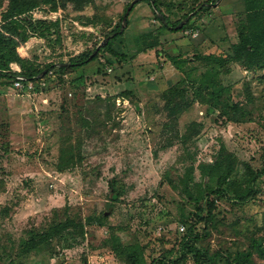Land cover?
<instances>
[{
	"label": "rangeland",
	"instance_id": "rangeland-1",
	"mask_svg": "<svg viewBox=\"0 0 264 264\" xmlns=\"http://www.w3.org/2000/svg\"><path fill=\"white\" fill-rule=\"evenodd\" d=\"M129 1L94 0L83 10L72 5L57 11L39 6L28 19L56 24L49 29L29 27L33 37L11 55V68L21 71L17 61L23 58L38 67L58 65L92 50L106 31L122 25L120 18ZM161 1L164 13L175 22L208 0ZM227 1L237 4L234 14L242 13L243 0ZM228 2L219 6V12H232L233 4ZM7 4L8 0H0V22ZM130 20L125 34L114 43L122 57L105 54L71 74L53 70L45 86L30 92L1 79L0 264H128L111 247L110 225L119 226L124 242H141L142 262L149 263L170 249L172 256L177 255L183 236L178 227L184 218L205 232L199 246L219 258H232L254 240L264 244V176L255 185V196L243 202L219 201L214 220L207 224L196 221L193 202L183 193L188 174L195 179L190 187L207 183L221 146L235 153L239 162L247 161L254 169L264 167V68L234 65L222 74L221 81L231 86L230 98L243 103L251 119L227 121L219 111H208L207 105L196 101L164 52L160 57L155 50L133 56L138 33L160 26L146 0L136 5ZM195 31L194 22L184 31H165V52L178 54L181 45L199 39L191 37ZM80 76L83 82L78 81ZM174 82L178 84L172 90L185 91L192 106L168 118L159 95ZM131 88L138 95L137 107L133 99L114 98ZM187 129L189 138L182 142L177 135ZM70 146L82 161L60 171L61 151ZM111 180L120 193L117 201L111 199ZM103 212L104 225L86 224L84 235L66 231L27 255L20 253L31 231H45L69 217L83 222L88 216L102 218ZM254 261L264 264L257 253ZM183 264L199 263L188 255Z\"/></svg>",
	"mask_w": 264,
	"mask_h": 264
},
{
	"label": "trees",
	"instance_id": "trees-1",
	"mask_svg": "<svg viewBox=\"0 0 264 264\" xmlns=\"http://www.w3.org/2000/svg\"><path fill=\"white\" fill-rule=\"evenodd\" d=\"M93 1L8 0V4L2 11L0 22V81L6 78L10 81L12 80L14 84L17 76H23L35 82V90H37L42 88V82L45 85L47 84L46 79L53 70L60 72V74H71L96 61L102 55L109 54L110 56L122 57L123 54L118 53L114 49V43L125 34L127 28L123 32H119L121 28L119 23L116 27L105 32L103 39L111 33H116V35L104 46L100 47L94 55L93 52L100 43L92 50L71 56L67 61H59V65L49 63L43 67H38L33 62H30L29 59L23 58L17 61L22 69L21 71H14L11 68V63L13 62L11 55H15L17 48L21 44H25L30 37H33V34L29 32V27L35 29L36 26L49 29L51 24H56L49 22V20L32 22L28 19V14L31 11L43 4L49 5L52 11L66 8L68 5H72L78 10H83L92 4ZM131 1L133 0H130L124 6L120 18L121 22ZM141 1L143 0L137 1L131 9L127 27L131 23V12ZM146 1L151 7L155 19L159 21L160 26H158L157 31L149 30L138 33L135 44L136 53L133 56H138L149 50H155L156 56L160 57L164 52L165 59L171 63L176 72L182 75L188 88L192 90L196 101L207 105L208 111H219V114L227 121L241 122L251 120L249 112L244 108L243 103L234 102L230 98L231 86L224 84L220 77L222 74L228 73L234 65H240L246 70L264 68V0H243V11L241 14L236 13L232 16L231 26L221 15H214V4L218 0H208L206 3L203 2L197 7H193L191 12L184 14L175 22H172L169 16L164 13L161 0ZM209 4L211 5L208 6ZM191 13L193 14L190 20L182 28H176ZM160 15L165 17L168 24L172 26L171 28L164 24ZM193 19L196 30L200 33V40L191 42L185 48H180L181 50L178 54L165 52L164 44L162 43L164 32L184 31L189 25H192ZM41 35L45 36L47 33L41 32ZM63 63H67V65H61ZM46 69L47 72L41 76ZM78 81L83 82V76H80ZM177 84L178 82H174L171 85L172 87L170 86L171 88L163 89L159 95L164 104L163 110L166 111L168 118L179 116L192 106L185 91L175 94V91L172 90L173 86L177 87ZM119 97L129 100V102L133 99L135 106L138 101V95L134 88L125 89L114 96L115 99ZM169 126L166 125L165 128H173L172 126L169 128ZM187 132L188 129L184 134L177 135V138L180 137L182 142L187 141L189 138ZM61 152V158L58 163L60 171L71 169L82 161L81 156H76L75 147L73 146L66 147V150ZM65 153L67 154L64 155ZM193 171L194 167L190 165V172L193 173ZM240 172H242V175ZM189 175L191 174L186 176L188 184L184 187L183 193L190 202H193L195 208L193 215L197 218L196 221L207 224L214 220L219 201L234 199L235 201L243 202L249 197L255 196L257 194L255 185L264 176V167L254 169L247 161L239 162L235 153L227 150L225 146H221L213 162L212 171L206 184L205 182L204 184L203 182H198L196 187H190L189 182L192 179L195 181V179ZM193 180L192 184L195 185ZM113 181L109 182L111 185V199L117 201L120 193L115 192ZM104 219H107L106 212H103L102 218L88 216L85 222L69 217L64 221L51 225L45 231H31V235L22 241L20 253L27 255L37 250L40 246L48 244L53 238L63 236L66 231L84 235L86 224L97 221L99 224L104 225ZM183 221L184 223L181 225H184L185 229L180 231L183 236L179 241L176 256H172L174 252L170 249L167 254L163 253L153 258L151 262L143 263L142 258L145 254V246L139 241L124 242L122 236L117 232L120 229L117 225L109 226L111 247L115 254L120 258H124L128 264H183L188 255H191L195 262L199 264H216L219 260H224V264H257L254 261L255 253L264 259V244L258 240H254L249 249L237 252L232 258L223 259L222 257L219 258L217 253L209 254L199 246V242L206 235L205 232L198 230L195 224H188L189 219L184 218ZM204 229H206V226Z\"/></svg>",
	"mask_w": 264,
	"mask_h": 264
},
{
	"label": "water",
	"instance_id": "water-1",
	"mask_svg": "<svg viewBox=\"0 0 264 264\" xmlns=\"http://www.w3.org/2000/svg\"><path fill=\"white\" fill-rule=\"evenodd\" d=\"M137 1H140V0H133L131 1V3L129 4L124 16H123V20H122V25H121V28H120V31L119 32H123L127 23H128V16H129V13L131 11V9L133 8L134 4L137 2ZM220 0L217 1V3L219 2ZM217 3H215L214 5H217ZM192 16V13L189 14L186 18H184L177 26L176 28L180 29L182 28L191 18ZM162 21L164 22V24L166 26H169L170 28L172 27L171 25L168 24V22L166 21L165 17L163 15H160ZM116 35V33H111L109 36H107L106 38L103 39V41L99 44V46L94 50L93 52V55L96 54L99 50L100 47L104 46L111 38H113L114 36ZM59 65V64H58ZM61 65H67V63H63ZM47 72V70H44L43 74H45Z\"/></svg>",
	"mask_w": 264,
	"mask_h": 264
},
{
	"label": "built area",
	"instance_id": "built-area-1",
	"mask_svg": "<svg viewBox=\"0 0 264 264\" xmlns=\"http://www.w3.org/2000/svg\"><path fill=\"white\" fill-rule=\"evenodd\" d=\"M189 33V31H187ZM198 33V31L193 32V35H196ZM108 71H112L111 68H109ZM14 85L17 89L21 90V91H25V92H30L35 90V83L31 80L26 79L23 76H17L16 80L14 81ZM42 86H45V83L42 82ZM180 231H184L185 227L184 225H180L179 227Z\"/></svg>",
	"mask_w": 264,
	"mask_h": 264
},
{
	"label": "crops",
	"instance_id": "crops-1",
	"mask_svg": "<svg viewBox=\"0 0 264 264\" xmlns=\"http://www.w3.org/2000/svg\"><path fill=\"white\" fill-rule=\"evenodd\" d=\"M223 2H228L227 0H220L218 3H217V5H214L215 6V16H217V15H221L222 16V18L225 20V21H229L230 19H232V16L234 15V13L237 11L236 10V6H237V4H235V2L233 1H229L228 3H232L233 5V10H232V12H230V13H225V12H223V11H221V12H219V6L223 3ZM243 5V4H242ZM244 7V6H243ZM225 13V14H224ZM131 22H132V20H131ZM141 32H143L142 30H141ZM200 33H199V31H198V33L196 34V35H191V37L192 38H199V39H196V40H200ZM196 40H194V41H191V42H195ZM191 42H188L189 44L191 43ZM162 43L164 44V41H163V39H162ZM188 43H186V44H183V45H181V47L180 48H185V47H187L188 46ZM183 46V47H182ZM141 55V54H140Z\"/></svg>",
	"mask_w": 264,
	"mask_h": 264
}]
</instances>
